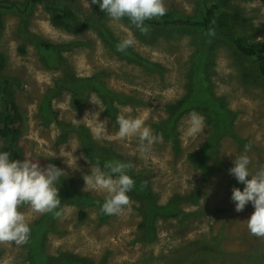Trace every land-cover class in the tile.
Masks as SVG:
<instances>
[{"label": "rangeland", "instance_id": "1", "mask_svg": "<svg viewBox=\"0 0 264 264\" xmlns=\"http://www.w3.org/2000/svg\"><path fill=\"white\" fill-rule=\"evenodd\" d=\"M0 1L6 6L0 9V87L7 79L21 115L16 143L0 136V145L10 159L41 166L52 160L66 172L56 184L59 215L18 206L29 222L28 240L0 242V264H264V237L246 227L253 208L249 203L234 210L230 182L241 190L244 185L228 172L241 154L253 174L264 166V86L251 56L237 55L230 43L191 25L160 21L141 33L127 18L110 20L91 0ZM163 4L166 14L151 20L195 19L203 9L201 0ZM47 5L69 8L86 27L74 31L53 24ZM221 8L237 11L234 26L240 24L241 36L264 49V0H226ZM122 38L132 39L130 51H116ZM131 52L130 60L125 55ZM94 75L111 90L137 98L114 102L115 114L142 118L157 138L151 146L117 135L115 121L103 114V102L90 87ZM66 76L90 79L79 104ZM49 96L54 111L44 120L38 105ZM185 97L191 109L165 111L166 102ZM193 112L203 118L197 134L189 131ZM174 117V140L155 133L153 124H170ZM60 118L85 125L106 146L104 154L131 165L127 174L134 187L118 214L100 211L103 190L84 187V175L97 165L82 156L75 135L57 141ZM66 158L76 159V168Z\"/></svg>", "mask_w": 264, "mask_h": 264}, {"label": "clouds", "instance_id": "2", "mask_svg": "<svg viewBox=\"0 0 264 264\" xmlns=\"http://www.w3.org/2000/svg\"><path fill=\"white\" fill-rule=\"evenodd\" d=\"M91 4H98L99 9L112 21L127 18L141 33L148 31L144 21L166 14L163 0H91ZM132 44V39L122 38L116 44V51L125 52ZM115 123L117 135L121 138L136 136L146 146H151L157 139L142 118L117 115ZM188 125L190 133L197 134L203 127V118L193 112ZM249 147L245 145V149ZM66 164L74 169L76 159L66 158ZM249 164L250 160L245 154L233 158L228 172L244 187L243 190L233 187L230 199L237 212L242 211L246 204H251L253 211L245 219L247 230L251 235L264 237V166L253 174ZM130 167L129 163L109 160L102 167L99 164L95 168L90 167L89 173L84 175V187L90 185L105 192L100 205L103 214H118L128 205V193L134 187L133 178L127 174ZM63 173L66 172L52 163L41 166L28 159H10V153L0 145V242H14L17 245L27 242L30 227L25 216L18 211V206L22 204L29 205L38 213L59 215L60 197L56 184Z\"/></svg>", "mask_w": 264, "mask_h": 264}, {"label": "trees", "instance_id": "3", "mask_svg": "<svg viewBox=\"0 0 264 264\" xmlns=\"http://www.w3.org/2000/svg\"><path fill=\"white\" fill-rule=\"evenodd\" d=\"M36 1V0H29ZM203 2V9L201 13V17L199 18H186V17H175V18H162V20H146L144 21L145 25H159L160 21L163 24H174V25H191L192 27H200L206 33L211 35L212 37L219 39L221 41H226L230 43L235 50L237 55L243 54L247 56H251L247 59H253L255 64V70L259 73L262 84L264 86V49L261 47L263 44L259 42H249L245 36H241L240 30L237 28L240 26H234V20H239V14L237 11H230L225 13V10L221 8V6L225 3L226 0H201ZM6 8L2 1H0V9ZM47 9L50 10V19L53 24L61 26L67 30L81 31L86 26L82 23L79 24L78 19L75 16V13L69 8L58 7L56 5L50 6L47 5ZM2 24V17L0 13V27ZM111 34V33H110ZM109 42H113V40H109ZM259 43V44H258ZM130 48V47H129ZM128 48V49H129ZM127 49V50H128ZM130 51V50H128ZM124 53V52H120ZM135 53L131 52V55H125L127 59H134ZM241 56V55H240ZM244 57V56H243ZM130 59V60H131ZM1 61V59H0ZM141 65L144 67L148 66L146 60L141 61ZM153 64H150L152 67ZM1 67V62H0ZM98 75H94L92 77V81L90 82V87L95 92V96L103 102V114L107 116L109 119L115 121L116 108L113 103H124L133 99V101L138 102L137 98H131L129 95H123L122 92L111 90L109 86H106L105 82H97L95 79L98 78ZM67 78V88L72 93L71 98L74 103L79 104L82 101V88L90 79H83L71 76ZM199 93L198 91H196ZM0 99L3 103L2 110L0 109V136L7 138L16 143L17 136L19 134V124L21 121V115L18 110V106L14 101L13 92L8 87V80H2V86L0 87ZM205 93V92H203ZM188 97H185L179 101L175 102H166L167 107H165V111H185L191 109V105L186 100ZM51 96L45 97L39 101L38 110L40 117L44 120L49 119V116L54 111L51 107ZM183 112H180V116L183 115ZM179 116V117H180ZM179 117H174L171 119L170 124L167 122L164 124L165 120L162 122H157L153 124L155 127V133L163 136L166 139L174 140L177 134V121ZM59 125V133L57 138L58 142H62V140L66 137L75 135L77 138V143L80 148L81 154L84 158L89 160L90 162L103 166L105 161H109L112 159L111 154H104L108 151L104 149L106 146H103L100 143H96L93 139V136L89 133L88 128L83 124H73L70 121H66L64 119L57 120ZM170 131V132H168ZM9 142V141H8ZM15 156L17 158L22 157V153L20 151H14ZM192 159L195 163L200 165L201 159L194 158L191 155ZM107 159V160H106ZM50 163H54V161L50 160ZM232 187L239 186L230 182ZM175 206H172L167 214L172 215L174 213ZM83 215L80 212V216Z\"/></svg>", "mask_w": 264, "mask_h": 264}, {"label": "bare ground", "instance_id": "4", "mask_svg": "<svg viewBox=\"0 0 264 264\" xmlns=\"http://www.w3.org/2000/svg\"><path fill=\"white\" fill-rule=\"evenodd\" d=\"M176 204V203H175Z\"/></svg>", "mask_w": 264, "mask_h": 264}]
</instances>
